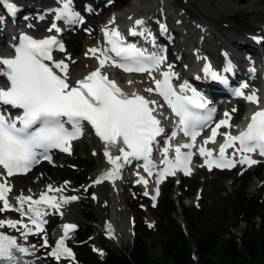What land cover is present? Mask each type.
<instances>
[{
    "label": "snow or ice",
    "instance_id": "6c2138e0",
    "mask_svg": "<svg viewBox=\"0 0 264 264\" xmlns=\"http://www.w3.org/2000/svg\"><path fill=\"white\" fill-rule=\"evenodd\" d=\"M9 9L10 13H15V6L8 3V0H0ZM63 7L56 13V19H67L69 22H80L79 14L73 11L72 0H60ZM137 25L143 24L142 20L136 21ZM59 31L55 24L52 28ZM135 34V32H133ZM107 43L110 49H90L93 55L100 52V68L105 66L109 59L108 52H114L121 58V63L115 66L123 68L127 72H151L162 63L160 57H145L142 52L122 46L119 32L113 30L111 33L105 31ZM58 47L63 51V45L58 44L55 37L43 40H35L28 36L21 37V43L15 49L13 59L0 60V64L6 66V76L10 81V86L0 89V103L10 105L13 108L21 109L22 115L16 120H6L0 115V167L7 176L25 173L38 162L37 149H48L51 147L61 148L63 151H70V141L82 134V122L87 121L95 129L96 135L106 144L105 156L108 157L112 168L105 173L95 183H101L103 179H115L119 177V170L123 166L119 161L129 163V158L145 161V170L151 174V153L152 144L156 137L162 132L160 121L155 118L153 112L155 101L145 99L143 96L133 93L126 95L114 81L102 75L100 69L92 72L84 80L78 81L77 86H70L67 83V65L54 62L52 50ZM44 61H53L50 67ZM53 68L59 69L64 76L58 75ZM230 70V66L229 69ZM204 71L209 73V67ZM163 80L155 81V91L164 98L172 111L180 118V125L185 135L191 137L194 142L199 134L197 129L204 123V119L193 113L192 108H203L205 104L199 98H186L177 95L171 86L170 80L174 74L165 72L162 74ZM214 79H220L216 73H211ZM131 83V82H130ZM186 88L182 86L181 92ZM145 91L151 93L152 88ZM250 102L258 103L255 96H249ZM17 124L20 126L17 127ZM65 124H70L72 130L69 131ZM227 121H222L220 125H226ZM217 132L213 130L212 142L215 140ZM239 143L238 151L242 153L239 163L251 166L256 163L243 153H251L259 150V154L264 156V111L256 112L248 124L247 129L238 136L226 135L225 144L221 146L219 159L212 160L213 153L204 147L199 149L200 154L206 157V164L211 170L216 167H233L235 162L225 158V149ZM205 143H208L206 141ZM193 144H185L182 147L192 148ZM109 149H115L122 155H113ZM167 150H165L166 154ZM175 161L165 160L167 168L160 173L161 179L165 175H173L177 170H183L189 174L188 163L191 159V152L182 154L180 147L175 149ZM47 158V157H45ZM142 183H147L141 180ZM11 191L5 183H0V201H3L2 210H15L21 216L27 215L35 231L29 229L28 225L17 221H0V228L5 226L16 228L18 223L25 229L22 233L25 239L28 235L43 231L44 221L41 219L46 215V209L42 205H47L59 210L60 202L67 203L68 199L60 197L59 201L55 196H48L41 193L39 199L23 195L17 197L19 208H13L8 202L7 194ZM48 191L61 192L62 189H52ZM75 200L76 197H71ZM30 202V203H29ZM28 204L27 212L24 205ZM75 230V225H64V237L57 242L56 248L50 253L59 260L63 257H71L72 252L65 246V239L71 231ZM45 246L47 239L45 238ZM17 253L29 254V250L17 244L12 236L0 234V264H21Z\"/></svg>",
    "mask_w": 264,
    "mask_h": 264
},
{
    "label": "rangeland",
    "instance_id": "374dc122",
    "mask_svg": "<svg viewBox=\"0 0 264 264\" xmlns=\"http://www.w3.org/2000/svg\"><path fill=\"white\" fill-rule=\"evenodd\" d=\"M184 3H193L194 8L192 11H197L199 8L198 1L200 0H182ZM217 1V0H216ZM24 2L26 5H34L44 7V2L40 0H19ZM43 2V3H42ZM131 2L129 0L128 4ZM211 4V3H210ZM126 5V6H127ZM125 8V7H124ZM113 6L108 9L106 15L103 18H98L97 12H94L91 17L88 18L87 24H85L79 30L71 32L65 36V43L67 45L68 55H62L67 58L83 57L84 50L83 45L85 42H93L94 39L90 40L93 35H98V29L103 25L104 20L110 15H115L120 10ZM156 8V7H155ZM263 10L259 11L258 8L247 10L245 8L241 10H226L221 12V15L215 19V23L219 27L227 30L229 25L232 26V30H237L236 37L243 38L246 35L250 36L248 32H251L253 25L264 22V4ZM177 10V11H176ZM173 11L179 12L178 6L173 7ZM151 14H147L151 17ZM191 20V18L189 19ZM120 25L123 23H119ZM44 27L47 23H43ZM161 25V24H158ZM264 25V23H263ZM167 28V26H166ZM166 38V37H165ZM257 40V39H256ZM169 44H172L169 41ZM174 52L180 53L176 48H173ZM177 54H174L176 58ZM180 58L179 56H177ZM208 57L201 56L199 58ZM178 58H176L178 60ZM193 58L189 57L188 63L183 58H180L179 71H183V75H192L194 70L191 64ZM211 58V57H210ZM213 60V59H212ZM178 64V63H177ZM181 64V65H180ZM188 67V70L183 68ZM237 108L233 105L230 108L231 114L234 115V110ZM222 108L220 109V113ZM219 113V114H220ZM85 142L82 144L78 143L71 154L66 156H58L53 159V162L49 164H43L39 168L35 169L29 176L25 178H15L14 182L17 189L30 190V194H36L37 183L42 181L43 187L45 186H60L63 184L70 185L72 190L65 191L66 195L75 193L79 197L77 203L66 206L69 212L73 214L70 221L77 223L80 226V233L89 231L88 237L85 244L89 245V248L95 258L99 262H103L106 258V254L110 251L113 253H120L123 250H130L133 246V236L135 234L133 230L134 220L137 216H140L141 221L145 224L144 233H138V237H142V242L146 244V247L150 251V260L152 263H158L160 261V242L162 240L160 231L153 232L152 229L159 224L165 225V216H161V210L165 208V203L170 199L174 205L173 214L171 219L176 221L180 230L186 237H190L191 233L197 235L202 232L216 231L219 234L221 240L223 236L229 231V228L238 225L239 218L237 216L236 208L238 196L242 193V185H246L244 191L246 196H259L262 193L263 186L259 180H264V174L261 179L255 177L256 169L240 174L239 172L230 173H207L204 170H198L196 174L188 180V182L181 184V181L170 180L162 186L161 196L156 201H152L150 196L151 192L143 193L132 186V182L128 181L131 176L130 173H125V180L122 183V190L117 196V200L114 201L120 208L117 210L113 225L121 230H126L127 233L119 235V241L117 243L109 240L105 233L98 227H102L103 224L110 221L112 213V196L110 194L109 186H100L102 188L95 189L91 187L92 174L97 164V155L92 152L91 146ZM83 141V140H82ZM63 159L65 163L57 165V160ZM246 175L252 178H247ZM259 178V177H258ZM172 184V187L169 185ZM182 185L179 187V185ZM261 186V187H260ZM171 187V188H169ZM182 187V188H181ZM95 194L97 198L102 195V199L97 204V199L93 200L91 195ZM97 204V205H96ZM137 205V211H133V207ZM182 206L186 209V212L182 210ZM3 205L0 204V221L4 219L15 217L19 219L12 210H2ZM103 211V213L101 212ZM188 216H184V214ZM10 216V217H9ZM127 218V222L121 223L120 220ZM67 219L62 216L55 214L50 218V230L46 234H42L37 238H30L31 242L27 245L33 247L36 251L35 258L38 263L42 264H82L81 261L75 259V257H67L66 261H56L47 258V252L53 245L52 238L55 233L61 228V224ZM238 220V221H237ZM254 223H258L256 219ZM104 226V225H103ZM240 228L244 226L243 222L239 224ZM244 226L243 228H245ZM6 229V227H3ZM239 228V230H240ZM242 229L240 234L242 233ZM78 233L76 236H78ZM18 238L22 242H26L24 235L18 234ZM45 238L47 239V245L45 246ZM77 239V238H76ZM74 236L68 241L67 248L70 250L72 245H76ZM191 240V239H190ZM26 245V244H25ZM84 242L80 243V247H83ZM83 261L85 258L80 257Z\"/></svg>",
    "mask_w": 264,
    "mask_h": 264
},
{
    "label": "bare ground",
    "instance_id": "6f19581e",
    "mask_svg": "<svg viewBox=\"0 0 264 264\" xmlns=\"http://www.w3.org/2000/svg\"><path fill=\"white\" fill-rule=\"evenodd\" d=\"M211 3V4H210ZM263 4L264 0H200L198 1L199 8L197 11H192L194 8L193 3L186 4L182 0H131L129 5H127L123 10H120L115 15H110L107 19L104 20V23L102 25V28L99 30L98 35H93V37H90V40L94 39L93 42H85L83 45L84 54L83 57L80 56L73 58L68 61L67 66V77L71 79L73 82L77 81L78 79L85 78L90 71L100 69L99 59L98 55H93L90 52V49H97V50H103L106 48L105 46V38L102 37L101 33L102 30H106L108 27L113 26L116 23H123V24H130L131 28L136 29L139 32H147L150 30L152 25L156 23V21H162V22H169L168 29H165L162 27L163 32L171 35H175V40L172 44L173 47H177V51H180V53L176 55L180 58H183L186 63H188V59L190 56L191 58V64L192 68L194 70L193 75L196 74V71L199 70L200 66L204 63L203 58H199L202 55L203 56H209L211 57L215 62L216 69L219 71H224L225 67L232 66L236 69V72H238L241 68L244 66H249L250 68H255V70L258 72L256 74L257 81H259V73H261L260 68V60L264 59L261 57L262 53H256L252 56L249 54L243 55L241 52L242 48H252L255 44V41L261 42L264 44V25L262 23H257L256 25H253V29L251 32H248L249 34H252L250 36L246 35L243 38L236 37V33H238L237 30H232V26L229 25V28L227 30L219 27L215 23V19L221 15V12L226 10H241L243 8L247 10H251L253 8H258L259 11L263 10ZM99 6H102L100 3ZM178 6L179 12L176 13L173 11V7ZM34 8V12L38 10H43L40 7H35L33 5H24V8L29 10L30 8ZM156 7V8H155ZM177 11V10H176ZM151 14V17H149L147 14ZM191 18V20H189ZM142 20L143 24L137 25L136 21ZM44 23V22H43ZM43 23L41 24H35L32 25L31 22H28L24 25L25 28L28 27V30L35 34L36 36H43L46 33H51L52 31H49L48 25L44 27ZM118 26H120L118 24ZM13 30L8 28L7 26H4L3 28H0V57L4 56L8 51V39L11 37V33ZM170 39L166 38V43H169ZM173 41V39H172ZM68 50V48H67ZM254 51H259L258 45L254 46ZM67 54V53H65ZM176 61V63L180 60ZM208 57H205L207 60ZM179 63V62H178ZM211 63V62H207ZM227 65V66H224ZM181 65V64H180ZM218 65L220 67H224L219 69ZM168 67V66H166ZM188 70V67L183 68V70ZM183 71H181L182 73ZM110 78H113L119 82V84L124 89L125 93L129 96H131L133 93L143 96L145 99L150 101H156L153 97V92L149 93L145 91L147 88H152L149 84L150 77L149 76H125L120 77L115 72H108ZM183 74V73H182ZM178 75V74H177ZM131 82V83H130ZM182 84V81L179 82ZM262 89L263 87L260 85L259 82L256 84H252V86L249 89L250 96H255L258 100V103H250L249 107L245 106V110L241 113L240 117L236 120V117L227 114V117L232 120H236V123H234V127L230 128L229 135H233L238 130H245L247 129L248 124L251 122L252 116L261 110L262 108ZM218 105V104H217ZM150 107H154L155 111L153 112V115L156 119L162 120L160 124L163 126L166 125L165 114L162 113L159 106L150 105ZM222 113H226L224 109H222ZM85 139H89L86 141L88 142V145L91 146L92 152H94L97 155V164L94 169V172L92 174V183L91 187L95 189L102 188L103 186H106L105 181H102L100 183H95L96 180L100 179L104 173L106 172L109 162L108 157L105 156V146L102 143L97 142L94 138L90 137L88 134L84 136V138L79 142L82 144L85 142ZM229 155L235 154V151H228ZM131 161V159L129 158ZM260 160V159H258ZM123 160L119 161V163H122ZM57 165H62L65 163V160L59 159L57 160ZM130 163V162H129ZM127 163L126 165H123V169L119 170V175L121 174L120 178H117L115 181H113L109 187H110V194L112 196V213L110 217V221L108 223H105L102 225V227H98V229H101L103 233H105V236L111 240L114 243H117L119 241V235L122 233H127L126 230H119L113 225L114 222V215H116L117 210L120 208L119 205H116L114 201L117 200V196L120 194V191L122 190L123 182L125 180V173H128L131 171L130 164ZM246 170L245 168H241L240 171ZM34 171V170H33ZM32 171V172H33ZM31 172V173H32ZM133 174V173H132ZM29 175V173L26 175V177ZM15 178H6L5 182L8 183L11 191L10 195L8 196V202L9 204L12 202V200H17V197L23 195H29L30 190H18L17 186L14 182ZM135 180V177L133 178ZM147 183H143L141 185V189L143 193H148L149 190H159L160 186L155 185V181H146ZM102 186V187H100ZM49 186L43 187L42 181L40 180L39 183H37V191L36 195H38L39 192H44L46 189H48ZM52 188L55 187L54 185L51 186ZM57 187V186H56ZM58 188L62 189L61 192H57L60 194H65V191L72 190V187L67 184H63L58 186ZM16 196V197H12ZM76 195L75 193L70 194L71 197ZM153 200V195L150 196ZM102 199V195L97 198V204ZM157 199V198H156ZM0 204L3 205V201H0ZM96 204V205H97ZM103 213V211H101ZM58 215L62 216L63 218L67 219L66 221H70L72 219L73 214L69 212L67 209H64L63 211H60ZM2 220V219H0ZM22 221L21 219L15 220V217H10L7 219H4L3 221ZM121 223L127 222V218H124L123 220H120ZM19 223L17 224L16 228H11L8 233L10 236L14 237L15 240L18 239V234L23 233L25 229H19L18 227ZM35 231V229H32ZM26 242H23L24 248L29 250V254H27L28 258L31 261V264H42L38 263L35 255L36 251H34L33 247H29L27 243L29 244L31 241L29 238L25 239ZM26 244V245H25Z\"/></svg>",
    "mask_w": 264,
    "mask_h": 264
},
{
    "label": "trees",
    "instance_id": "16d2710c",
    "mask_svg": "<svg viewBox=\"0 0 264 264\" xmlns=\"http://www.w3.org/2000/svg\"><path fill=\"white\" fill-rule=\"evenodd\" d=\"M128 2L129 0H115L119 8L125 7ZM261 171L262 167L255 174L260 176ZM245 189L246 185H242V193L237 199V216L240 217L239 221L246 223L238 243L230 231L226 233L229 235L228 238L223 236V240L216 231L197 235L191 233L189 238L186 237L178 224L171 219L174 205L168 199L166 207L161 210V216H165L166 223L157 227L162 237L161 257L158 263L151 262L150 251L142 242V237H135V244L130 251L123 250L120 253L109 251L103 262L95 258L86 244L80 247V243L86 241L89 231L78 233L77 245L72 247V250L79 260H82L80 257L85 258L83 264H264V188L259 196H246ZM183 211L186 212L184 209ZM184 216L188 218L186 213ZM256 219L258 223H254ZM136 224V230L143 232L140 218L136 220ZM192 251L195 252L196 262L191 258Z\"/></svg>",
    "mask_w": 264,
    "mask_h": 264
}]
</instances>
